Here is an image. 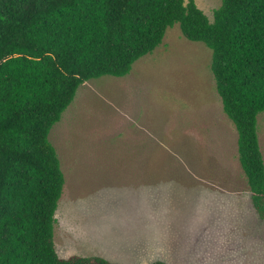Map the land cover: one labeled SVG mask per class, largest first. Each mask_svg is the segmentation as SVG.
Listing matches in <instances>:
<instances>
[{
    "label": "rangeland",
    "instance_id": "rangeland-1",
    "mask_svg": "<svg viewBox=\"0 0 264 264\" xmlns=\"http://www.w3.org/2000/svg\"><path fill=\"white\" fill-rule=\"evenodd\" d=\"M194 1L212 22L221 0ZM211 63V50L175 24L127 76L79 87L48 136L65 179L54 225L59 258L264 264V221ZM257 129L264 158V112Z\"/></svg>",
    "mask_w": 264,
    "mask_h": 264
},
{
    "label": "trees",
    "instance_id": "trees-1",
    "mask_svg": "<svg viewBox=\"0 0 264 264\" xmlns=\"http://www.w3.org/2000/svg\"><path fill=\"white\" fill-rule=\"evenodd\" d=\"M175 24L188 41L211 50L251 205L264 221L257 129L264 0H221L212 22L194 0H0V264H114L57 255L55 214L65 179L48 136L81 85L127 76Z\"/></svg>",
    "mask_w": 264,
    "mask_h": 264
}]
</instances>
